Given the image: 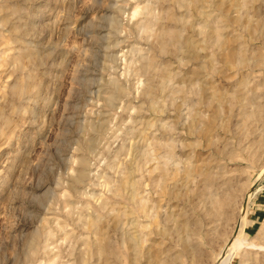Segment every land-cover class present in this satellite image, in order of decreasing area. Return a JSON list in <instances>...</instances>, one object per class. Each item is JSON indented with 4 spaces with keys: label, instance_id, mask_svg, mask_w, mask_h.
I'll return each instance as SVG.
<instances>
[{
    "label": "rangeland",
    "instance_id": "rangeland-1",
    "mask_svg": "<svg viewBox=\"0 0 264 264\" xmlns=\"http://www.w3.org/2000/svg\"><path fill=\"white\" fill-rule=\"evenodd\" d=\"M263 228L264 0H0V264H264L224 252Z\"/></svg>",
    "mask_w": 264,
    "mask_h": 264
},
{
    "label": "bare ground",
    "instance_id": "bare-ground-1",
    "mask_svg": "<svg viewBox=\"0 0 264 264\" xmlns=\"http://www.w3.org/2000/svg\"><path fill=\"white\" fill-rule=\"evenodd\" d=\"M159 77V76H158ZM180 92V91H179ZM181 94V93H180ZM169 147V146H168ZM167 148V147H166ZM170 150H171V148H170ZM173 154V153H172ZM171 154V155H172ZM170 155V154H169ZM168 158H169V156H168ZM147 159V158H146ZM161 163V162H160ZM83 164V163H82ZM159 164V163H158ZM156 166V165H155ZM154 166V167H155ZM164 166V165H163ZM84 167V166H83ZM164 168V167H163ZM152 169H154V168H152ZM164 171H165V169H163ZM193 170V169H192ZM153 171V170H152ZM154 171H156V168L154 169ZM154 175V174H153ZM157 178V177H156ZM80 179H81V176H80V174H79V176H78V178H77V181H80ZM154 179V178H153ZM159 181H160V179H159V177L157 178ZM128 181V180H127ZM156 182V181H155ZM122 183V182H121ZM131 183V182H130ZM129 183V184H130ZM145 184H146V180H145V182H144ZM154 183V182H153ZM143 184V183H142ZM157 185H158V183H156ZM156 184L155 185H153L154 186V188H156L157 186H156ZM118 185H120V184H118ZM121 185H123V184H121ZM128 186V185H127ZM140 186H142V185H140ZM145 186V185H144ZM152 186V185H151ZM156 186V187H155ZM150 187V186H149ZM124 189V188H123ZM151 189V188H150ZM116 190V189H115ZM119 190V189H118ZM138 190V189H137ZM117 191V190H116ZM136 191V190H135ZM139 192V191H138ZM129 193H130V191H129ZM124 194V193H123ZM139 194V193H138ZM155 194V193H154ZM140 195V194H139ZM250 197V196H249ZM121 198V197H120ZM124 198V197H123ZM142 198H144V197H142ZM126 199H128V198H126ZM125 199V200H126ZM131 199L132 200H134V202L136 201V195H135V193H134V191H132L131 192ZM146 199V198H145ZM131 200V201H132ZM141 200V199H140ZM139 200V201H140ZM147 200V199H146ZM142 201V200H141ZM152 201V200H151ZM123 202V201H122ZM144 202H145V200H144ZM149 202H150V200H149ZM247 203H248V200L246 201V206H247ZM125 205H126V203H124ZM134 204V203H133ZM137 204V203H136ZM128 205V204H127ZM145 205H146V203H145ZM155 205V204H154ZM129 206H130V204H129ZM127 207V206H126ZM129 208V207H128ZM131 209V208H130ZM151 209H152V207H151ZM154 209V208H153ZM146 210V209H145ZM246 209H245V205H244V207L242 208V212H241V216H240V220H239V222H238V224H237V226H238V232H237V234H238V237H239V239L241 238V236H242V234H241V230H242V228H241V226H242V223H243V221H244V219H245V215H246V211H245ZM101 211V210H100ZM147 211V210H146ZM148 213H149V211H147ZM100 214V213H99ZM95 215V214H94ZM153 215V214H152ZM96 217V216H95ZM149 217V216H148ZM94 218V217H93ZM118 218V217H117ZM97 219V218H96ZM242 219V220H241ZM97 222V221H96ZM99 222H100V219H99ZM245 222V221H244ZM118 224H119V222H118ZM244 224V223H243ZM139 226V225H138ZM140 227V226H139ZM145 228V227H144ZM115 229V228H114ZM141 229H143V228H141ZM94 231V230H93ZM101 231V230H100ZM160 231H161V229H160ZM261 233H263L264 234V228L261 230ZM94 234V233H93ZM96 234V233H95ZM97 236V235H96ZM95 236V237H96ZM145 236V235H144ZM132 236H130V238H131ZM136 237V236H135ZM107 238H108V236H107ZM125 238V237H124ZM127 238V237H126ZM93 239H94V237H93ZM98 239V238H97ZM96 239V240H97ZM236 239H237V236L235 237V238H233V241H232V243H227L226 244V247H225V250H224V252L226 253V252H229V251H231V250H235V248H236V246H237V250H240L242 247H252V248H256V247H258V248H263L264 249V247L263 246H257V244L255 245V244H250V245H246L244 242H242L241 240L240 241H238V242H236ZM129 240V239H128ZM125 241V240H124ZM231 241V240H230ZM97 242H98V240H97ZM109 242H110V240H109ZM229 242V241H228ZM94 243V242H93ZM132 243V242H131ZM130 243V244H131ZM90 244H92V243H90ZM95 244V243H94ZM125 244V243H124ZM100 245V244H99ZM92 246V245H91ZM97 245L95 244V247H96ZM135 246V245H134ZM98 247V246H97ZM110 247V246H109ZM131 247H133V245L131 244ZM137 247V246H136ZM88 248V247H87ZM91 248V247H90ZM102 248V247H101ZM130 248V247H129ZM89 249V248H88ZM96 249V248H95ZM100 251H101V249L100 248H98ZM112 249V248H111ZM125 249V248H124ZM132 249V248H131ZM108 250H110V248L108 249ZM113 250V249H112ZM134 249H132V251H133ZM94 251V250H93ZM96 251V250H95ZM98 251V250H97ZM119 251V250H118ZM89 252V251H88ZM115 252V251H114ZM121 252V251H120ZM97 253V252H96ZM103 253H105V255H106V252H104L103 251ZM109 253V252H108ZM137 253V252H136ZM98 254V253H97ZM110 254V253H109ZM114 254V253H113ZM112 254V255H113ZM117 254V253H116ZM135 254V253H134ZM136 255V254H135ZM143 255V254H142ZM230 255V254H229ZM130 256H132V255H130ZM137 256V255H136ZM225 258L222 260V263L221 264H225V262L226 261H228L229 260V258H230V256H224ZM135 258H137V257H135ZM134 258V259H135ZM131 260V259H130ZM130 262V261H129ZM131 263V262H130Z\"/></svg>",
    "mask_w": 264,
    "mask_h": 264
}]
</instances>
